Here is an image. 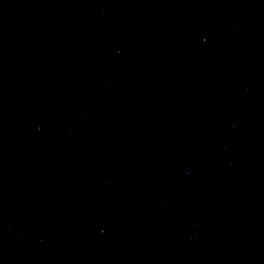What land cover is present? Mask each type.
Returning a JSON list of instances; mask_svg holds the SVG:
<instances>
[{"label": "water", "instance_id": "95a60500", "mask_svg": "<svg viewBox=\"0 0 264 264\" xmlns=\"http://www.w3.org/2000/svg\"><path fill=\"white\" fill-rule=\"evenodd\" d=\"M0 264H264V0H42L0 41Z\"/></svg>", "mask_w": 264, "mask_h": 264}]
</instances>
